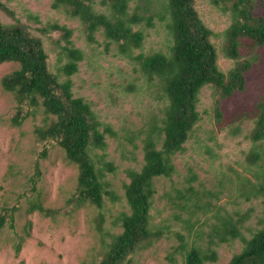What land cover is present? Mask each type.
<instances>
[{"label":"trees","instance_id":"1","mask_svg":"<svg viewBox=\"0 0 264 264\" xmlns=\"http://www.w3.org/2000/svg\"><path fill=\"white\" fill-rule=\"evenodd\" d=\"M219 11L228 14L229 26L221 34L222 54L234 62L232 68L222 72L217 65V50L212 38L218 36L200 20L195 0H51V8H62L68 17L77 19L84 26L87 39L101 30L107 45H114L116 54L133 61L144 79L156 87L159 101L164 102L161 112L153 117L142 139L143 164L139 170L128 169V182L124 183L123 198L128 212H121L115 219L120 232L110 235L104 245L101 259L95 264H124L128 257L151 248L164 237L174 236L178 241L175 253L183 255L186 264L214 262L217 255L214 247L239 239L243 247L234 254L228 264H264V167L254 174V181L238 176L236 198L246 202L260 199L262 204L260 226L249 239H244L241 228L250 216V210L229 212L216 206L213 199L217 193L199 191L192 186L196 179L190 173L186 186L173 187L163 194L170 205L172 218L181 224L182 231H173L168 224H153L150 214L156 193L154 179H171L175 169L173 157L185 150V144L193 137L201 116L198 112L199 93L202 88L212 90L213 112L217 122L221 121L220 104L235 92L245 89L246 73L259 60L255 54L239 60L242 39L250 40L251 46H264V15L254 13L255 0H209ZM94 4L103 11H96ZM132 5V7H131ZM0 12L13 20L11 24L0 21V64L13 62L18 68L0 81L6 92L13 94L15 107L10 117L13 127L21 126L40 112L43 119L33 129L35 139L49 146H58L66 160L77 169L76 187L66 200L68 211L84 206L101 208L105 198L112 203L118 197L106 179L115 166L96 153L106 147V135L116 138L110 125L98 117L81 97L72 93L71 76L78 70L82 52L70 42L72 31L57 23L41 24L36 16L28 20L38 24L37 31L43 35L58 33L64 46L61 47L65 63L58 69L65 78L48 69L47 54L42 40L31 34L28 25L21 23L14 12L0 2ZM161 23L169 37L166 52L149 54L134 51L141 48L145 31ZM258 110L254 126L248 139L255 146L250 151L248 162L256 163L264 155L260 145L264 143V99L256 104ZM48 147L43 146L38 160L47 157ZM264 158V157H263ZM42 177L37 163L29 179L30 198H27V215L38 212L44 218L54 219L59 209L43 206L37 184ZM17 207L0 211V231L7 227L14 230V214ZM213 212V221L207 224V232L193 230L201 222L199 216ZM207 221V219H205ZM103 219L97 218L101 230ZM30 222L24 227V236L19 237L15 252L21 250L23 241L29 236ZM205 234V245L201 235ZM171 261L173 257L170 256ZM89 264V263H82Z\"/></svg>","mask_w":264,"mask_h":264},{"label":"rangeland","instance_id":"2","mask_svg":"<svg viewBox=\"0 0 264 264\" xmlns=\"http://www.w3.org/2000/svg\"><path fill=\"white\" fill-rule=\"evenodd\" d=\"M255 1V15H264V0ZM0 2L8 6L21 23L28 25L33 36L42 40L48 57V69L58 75L59 81L65 78L58 73L65 63L61 52L65 43L58 33H39L36 30L39 25L28 20V15L36 16L43 25L57 23L72 31L71 45L82 52L78 70L71 76L72 93L74 97H81L89 103L98 120L110 125L116 132V138L106 135L105 149L96 153L115 166V171L107 173L106 179L118 197L114 203L105 198L101 208L84 206L68 211L66 200L76 187V167L66 160L61 148L35 139L33 129L43 119L40 112L19 127L11 126L10 117L16 103L13 94L3 90L0 83V211L14 206L18 208L14 214V230L5 227L0 231V264H95L101 259L110 235L120 232L114 223L121 212H128L122 189L123 184L128 182L126 171L139 170L142 166V139L150 121L160 114L164 102L158 100L156 87L144 79L133 61L117 55L114 45L106 47L107 41L101 30L94 35L93 42L88 41L79 20L68 17L62 8L53 10L51 0ZM194 8L204 25L218 35L212 38V43L217 50L218 68L225 73L234 65L222 54L221 34L229 26L230 18L213 7L209 0H195ZM94 9L103 11L97 4H94ZM0 21L13 23L2 12ZM145 34L141 48L135 50L134 55L166 52L169 37L161 23L157 22ZM239 53V60L259 55L258 62L246 73L244 91L235 92L221 102V121L217 122L213 112L212 90L209 87L201 89L198 96L201 120L196 125L193 137L185 144V150L173 157L174 175L171 179H154L156 193L150 210L153 224H168L173 231L184 232L181 224L173 220L172 210L163 194L173 187L186 186V178L192 173L196 177L191 183L195 189L217 193V199L212 200L216 206H222L229 212L250 210V216L241 228L244 239H249L260 228V199L246 202L236 198L235 193L239 175L254 181V174L264 167V155L256 163L247 160L250 151L255 149L247 137L258 113L256 104L264 99V46L253 47L250 40L242 39ZM17 68L18 64L13 62L0 64V81ZM44 145L49 148L47 157L38 160ZM260 149L264 151V143ZM35 163L42 173L37 192L43 206L60 211L54 219L44 218L38 212L30 215L25 212L27 198L31 195L29 179ZM99 216L103 219L101 230L97 227ZM199 219L201 222L193 230L206 233L208 229L205 223L213 221V212L199 216ZM27 222L31 225L29 236L16 253L15 245L19 237L24 236ZM201 237L204 241L198 243L204 246L205 234ZM177 246L178 241L174 236L164 237L148 250L129 256L124 264H186L183 255L174 252ZM242 247L243 241L239 239L214 247L216 261L205 264H228Z\"/></svg>","mask_w":264,"mask_h":264}]
</instances>
